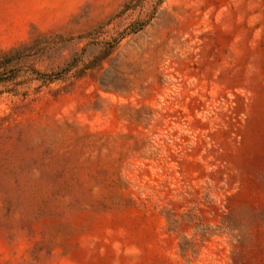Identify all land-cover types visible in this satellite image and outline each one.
<instances>
[{"label":"rangeland","instance_id":"374dc122","mask_svg":"<svg viewBox=\"0 0 264 264\" xmlns=\"http://www.w3.org/2000/svg\"><path fill=\"white\" fill-rule=\"evenodd\" d=\"M0 264H264V0H0Z\"/></svg>","mask_w":264,"mask_h":264},{"label":"trees","instance_id":"16d2710c","mask_svg":"<svg viewBox=\"0 0 264 264\" xmlns=\"http://www.w3.org/2000/svg\"><path fill=\"white\" fill-rule=\"evenodd\" d=\"M132 1H133V0H132ZM135 1H136V0H135ZM138 1H141V0H137V2H138Z\"/></svg>","mask_w":264,"mask_h":264}]
</instances>
